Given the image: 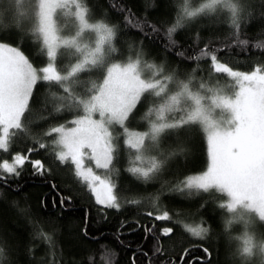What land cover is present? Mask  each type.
Here are the masks:
<instances>
[{
	"label": "snow or ice",
	"instance_id": "obj_1",
	"mask_svg": "<svg viewBox=\"0 0 264 264\" xmlns=\"http://www.w3.org/2000/svg\"><path fill=\"white\" fill-rule=\"evenodd\" d=\"M6 3V10H0V31H10L9 24L23 31L25 25L30 24L35 39L46 52V64L36 67L19 46L0 41V151L9 152L18 134L33 136L26 113L30 111L34 89L41 81L62 89L61 94L52 93V112L75 110L76 115L70 121L50 127L42 136L36 135L34 141L38 147H29L23 154L16 152L10 160L0 159V180H5L3 173L19 177L29 164L33 175L47 174L49 167L42 159H32L31 154L47 149L49 145L43 137L55 134L52 140L55 160L61 165L70 163L73 166L75 177L87 186L97 205L119 210L121 202L115 177L119 175L116 165L121 157L120 139L123 138V147L129 157L126 170L137 180L148 183L159 176L172 158L186 152L182 145L164 149L162 139L165 135L170 130L199 123L207 133V168L177 180L169 192L189 197L213 191L223 193L227 199L218 207L230 217L225 219V225L231 226L234 222L244 225L239 237L242 245L238 249L243 264H252L257 257L264 259V232L255 226L257 220L264 222V64L252 71H236L229 62H222L217 55L220 49L212 47V39H209L198 54L187 59L209 58L215 73L232 78L233 90L229 93L201 84L203 92L193 91L190 82H181L179 90L170 94L165 86L173 77L142 73L144 65L139 58L123 64L108 62L116 29L106 23L90 22L84 0H26L23 10L21 0H6ZM251 14L250 0H200L199 3L182 0L176 21L167 35L171 37L199 17L210 16L216 20L223 15L230 28L225 45H247L248 41L240 38V30ZM61 16L72 21L70 31L61 27ZM126 21L132 22L130 12ZM134 26L143 27L139 23ZM88 31L97 35L92 44L83 42V35ZM170 43L175 45L176 42L170 40ZM106 44L109 45L107 49ZM62 49L71 53L67 67L57 63ZM93 71L102 72V78L90 81L81 90V74ZM145 94L160 100L154 102L144 117L148 120V129L135 131L128 123ZM175 113L180 115H171ZM117 126L121 132L117 131ZM52 188L56 190V185ZM57 195L60 194L57 192ZM153 199L159 200V195ZM65 201L70 202L71 197L61 196V207H66ZM125 202L139 204L141 201ZM52 206L56 207L55 198ZM147 215L156 221H173L169 211H160L158 207L155 213L149 211ZM174 222L181 223L196 239H206L210 231L209 227L202 226L203 221L196 226L179 220ZM123 226L122 222L121 228ZM155 227V224L146 227V233H153ZM172 233V227L161 229L164 237ZM36 235L51 242V236L42 229Z\"/></svg>",
	"mask_w": 264,
	"mask_h": 264
},
{
	"label": "trees",
	"instance_id": "obj_2",
	"mask_svg": "<svg viewBox=\"0 0 264 264\" xmlns=\"http://www.w3.org/2000/svg\"><path fill=\"white\" fill-rule=\"evenodd\" d=\"M84 4L90 22L106 23L116 29L110 43L113 50L107 55L108 62L125 63L139 58L144 65L142 73H159L160 78L173 77L165 86L170 94L179 90L181 82H190L193 91L203 92L201 84L226 92L233 89L232 78L215 73L209 58L187 59L198 54L209 39H212V47L220 49L217 55L222 62H229L236 71H252L264 64V0H250L252 14L240 30V38L247 40V45L233 44L230 47L224 42L230 28L223 15L216 20L210 16L199 17L169 37L167 31L176 21L182 0H84ZM25 5L26 0H21V10ZM6 8V0H0V10ZM129 12L132 14L131 23L126 21ZM69 23V27L63 28L66 32L72 27L70 19ZM135 23L143 27H136ZM9 27L10 31H0V41L19 46L34 66L45 65L46 53L35 39L31 25L26 24L23 31L11 24ZM96 36L88 31L83 35V42L92 44ZM170 40H174L175 45ZM228 43L232 44L231 41ZM105 48L109 45L106 44ZM180 52L184 55H178ZM70 59L71 53L61 50L57 63L67 67ZM149 64L153 67H148ZM102 74L100 71L82 73L79 87L83 90L90 81L102 78ZM52 93L61 94L62 89L39 82L30 101V111L26 113L33 136L18 134L9 152L0 151V159L10 160L16 152L23 154L29 147H38L34 141L36 135L42 136L50 127L74 118L75 110L52 112ZM159 100L154 95L145 94L128 123L130 129L146 131L148 120L144 117ZM171 115L179 116L180 113ZM117 131L122 130L117 127ZM54 138L55 134L43 137L49 147L31 154L32 159H42L49 167L47 174L33 175L30 164L19 177L2 174L5 180H0V249H3L0 264H243L238 249L242 245L239 237L244 232V225L242 222L225 225V219L230 217L218 207L227 199L223 193L213 191L189 197L169 192L177 180L199 174L207 168V139L201 124L185 125L165 135L162 139L164 149L182 145L186 152L172 158L159 176L148 183L137 180L126 170L129 157L123 147V138L120 139L121 157L116 165L119 175L115 177L121 202L119 210L97 205L87 186L75 177L73 166L70 163L61 165L55 160ZM53 184L56 190H53ZM157 195L159 200L154 201ZM61 196L71 197L70 202L65 201L66 207L60 206ZM53 198L56 207L52 206ZM131 199L141 202H125ZM154 204L160 211H169L173 221H156L149 217V211H157ZM202 204H205L203 208ZM177 220L192 226L201 225L203 221L202 226L210 229L207 238L191 237L181 223L174 222ZM153 224L156 225L154 232L146 233L145 228ZM255 226L264 232V222L257 220ZM164 227H172L173 233L162 236ZM41 229L51 236V242L36 235ZM158 248L161 251H157ZM252 264H264V259L254 258Z\"/></svg>",
	"mask_w": 264,
	"mask_h": 264
},
{
	"label": "rangeland",
	"instance_id": "obj_3",
	"mask_svg": "<svg viewBox=\"0 0 264 264\" xmlns=\"http://www.w3.org/2000/svg\"><path fill=\"white\" fill-rule=\"evenodd\" d=\"M59 23H60V25H61V27L62 28H67V27H69L70 26V23H69V19L67 18V21L65 20V17L64 16H61L60 17V19H59ZM96 38H97V36H96ZM95 38V39H96ZM11 46H16V45H14V44H10ZM66 49H62V51H63V53H65V52H67V50L65 51ZM44 53H46L45 51H44ZM131 62V61H130ZM116 63H118V62H116ZM125 63H127V62H125ZM121 64H123V63H121ZM43 66H45V65H43ZM235 83V82H234ZM233 83V84H234ZM234 88V87H233ZM224 90V89H223ZM233 90V89H232ZM231 90V91H232ZM225 91V90H224ZM230 91V92H231ZM226 92V91H225ZM229 92V93H230ZM216 115L217 116H219L220 115V110L219 109H217L216 110ZM118 127V126H117ZM206 139H207V133H206ZM205 171V170H204ZM93 197H94V195H93ZM94 199H95V197H94Z\"/></svg>",
	"mask_w": 264,
	"mask_h": 264
}]
</instances>
